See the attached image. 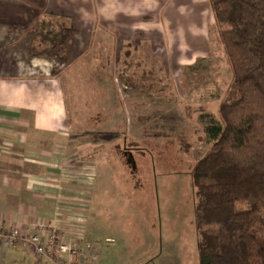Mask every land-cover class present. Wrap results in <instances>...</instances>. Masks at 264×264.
I'll use <instances>...</instances> for the list:
<instances>
[{
    "label": "rangeland",
    "instance_id": "374dc122",
    "mask_svg": "<svg viewBox=\"0 0 264 264\" xmlns=\"http://www.w3.org/2000/svg\"><path fill=\"white\" fill-rule=\"evenodd\" d=\"M133 49L127 57L111 40L95 41L65 70L70 145L88 162L72 177L89 189L69 198L71 213L60 205L52 223L93 246L81 264H198L191 171L207 150L204 127L237 98L231 72L213 48L179 70L164 53ZM127 62L131 82L118 78ZM148 67L154 83L144 84ZM20 252L15 264H32Z\"/></svg>",
    "mask_w": 264,
    "mask_h": 264
},
{
    "label": "crops",
    "instance_id": "0c3cea01",
    "mask_svg": "<svg viewBox=\"0 0 264 264\" xmlns=\"http://www.w3.org/2000/svg\"><path fill=\"white\" fill-rule=\"evenodd\" d=\"M211 1L0 0V219L6 228L55 222L60 205L71 213L76 203L69 198L89 189L72 177L88 162L70 145L65 70L103 39L125 54L133 48L164 53L170 69L205 61L215 51ZM79 204L76 210L89 208ZM20 251L36 264L20 247L0 249V264H15Z\"/></svg>",
    "mask_w": 264,
    "mask_h": 264
},
{
    "label": "trees",
    "instance_id": "16d2710c",
    "mask_svg": "<svg viewBox=\"0 0 264 264\" xmlns=\"http://www.w3.org/2000/svg\"><path fill=\"white\" fill-rule=\"evenodd\" d=\"M211 9L210 39L237 98L204 127L207 150L191 171L198 264H264V0H212ZM132 66L118 78L131 82ZM153 76L148 67L139 81Z\"/></svg>",
    "mask_w": 264,
    "mask_h": 264
},
{
    "label": "built area",
    "instance_id": "2783aa9c",
    "mask_svg": "<svg viewBox=\"0 0 264 264\" xmlns=\"http://www.w3.org/2000/svg\"><path fill=\"white\" fill-rule=\"evenodd\" d=\"M112 246L113 241L107 240ZM19 246L31 253L36 264H77L86 262L87 254L94 250L83 239L69 234L56 224L39 223L29 229L6 228L0 219V249ZM92 246V247H91Z\"/></svg>",
    "mask_w": 264,
    "mask_h": 264
}]
</instances>
